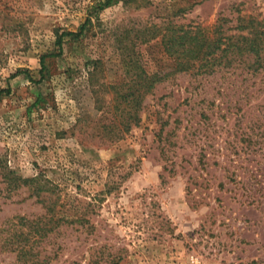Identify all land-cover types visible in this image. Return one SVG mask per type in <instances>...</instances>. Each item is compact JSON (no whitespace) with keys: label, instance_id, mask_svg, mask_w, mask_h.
Segmentation results:
<instances>
[{"label":"rangeland","instance_id":"1","mask_svg":"<svg viewBox=\"0 0 264 264\" xmlns=\"http://www.w3.org/2000/svg\"><path fill=\"white\" fill-rule=\"evenodd\" d=\"M95 1L0 0V264L20 247L46 264H264V64L170 72L128 131L112 99L172 65L166 24L264 21V0H114L35 82ZM5 167L54 183V212ZM59 211L84 223L50 222Z\"/></svg>","mask_w":264,"mask_h":264},{"label":"trees","instance_id":"2","mask_svg":"<svg viewBox=\"0 0 264 264\" xmlns=\"http://www.w3.org/2000/svg\"><path fill=\"white\" fill-rule=\"evenodd\" d=\"M114 0H98L88 6L84 21L80 24L77 31H63L56 37L58 52L46 53L39 56V77L35 82H41L45 69L44 59L46 57L56 56L61 49V41L64 37H76L90 24L92 18L97 17V13L109 6ZM181 11L177 9L174 13ZM173 13V14H174ZM160 34V43L163 50L172 61L170 67H163L154 71L140 69L135 75L138 82H130L125 87L118 85L113 88V102L115 108L124 112L120 124L122 131H128L131 125L138 122V110L141 107V101L144 95L152 88L153 84L161 81L170 72H181L195 69L196 73H211L213 67L221 65V68L238 67L246 68L249 74H255L264 64V21L252 16H237L235 25L225 26V19L217 18L211 25H191V24H166ZM234 64V66H232ZM2 92H7L0 89ZM40 93L36 94L34 103L39 100ZM118 101V102H117ZM122 104V105H121ZM1 161V159H0ZM6 168V167H5ZM42 173L31 177H21L13 170L6 168L3 177L6 178L7 186L16 188L24 185L28 186L31 194L40 196L41 193L54 194L53 199H49L47 209L54 212L56 204L59 203V191L57 186L49 179H46ZM53 220L63 223H84L82 215H75L59 211ZM50 231L51 228H47ZM40 233V235H44ZM17 262L14 264H46L44 260H38L36 254L27 253L24 247L17 249ZM119 257L112 259L108 264H116ZM89 264H101L97 260L90 261ZM102 264H107L106 261Z\"/></svg>","mask_w":264,"mask_h":264},{"label":"built area","instance_id":"3","mask_svg":"<svg viewBox=\"0 0 264 264\" xmlns=\"http://www.w3.org/2000/svg\"><path fill=\"white\" fill-rule=\"evenodd\" d=\"M193 264H195V263H193Z\"/></svg>","mask_w":264,"mask_h":264}]
</instances>
